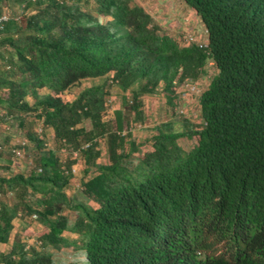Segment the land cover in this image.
Segmentation results:
<instances>
[{
    "label": "trees",
    "instance_id": "16d2710c",
    "mask_svg": "<svg viewBox=\"0 0 264 264\" xmlns=\"http://www.w3.org/2000/svg\"><path fill=\"white\" fill-rule=\"evenodd\" d=\"M181 1L207 46L135 0H0L12 13L0 22V244L25 222L0 264H264V0ZM202 74L195 113H181L178 88ZM113 83L124 94L109 114ZM144 94L163 95L166 115L141 140Z\"/></svg>",
    "mask_w": 264,
    "mask_h": 264
},
{
    "label": "rangeland",
    "instance_id": "374dc122",
    "mask_svg": "<svg viewBox=\"0 0 264 264\" xmlns=\"http://www.w3.org/2000/svg\"><path fill=\"white\" fill-rule=\"evenodd\" d=\"M136 2L140 3L152 16V19L154 23L158 24L162 30L165 32L178 36L182 39H184L185 35H188L190 33L198 34L201 37L207 38L206 36V30L204 25L201 23V21L195 17V15H192L190 13V8H188L181 0H135ZM191 19V20H189ZM190 21V23H188ZM185 27H189V31H185ZM208 73L212 74L211 68H208ZM209 75L202 74V80L206 82L208 80ZM104 81V78H95L90 79V83L86 82L85 84H100ZM137 86V85H135ZM45 90V89H44ZM73 90V89H72ZM109 90V106L111 108H119L120 103L122 100V95L124 94L121 87L118 86V84L113 83L108 85ZM121 90V91H120ZM75 91H78V89ZM119 92L123 93L120 94ZM143 96V102L145 104V113H144V121L143 122H137L133 124V130L135 137L138 139H142L145 137H149L148 135L152 133L151 128L156 123L162 121V119L165 118V110H164V103L162 101L161 97H157L158 95L153 94H144ZM154 107V110L151 109V107ZM195 111L193 110L194 114ZM8 130L7 131H14L17 130L15 127H12L11 123L8 124ZM85 126L87 128H90L89 122L85 123ZM3 129L6 127L2 125ZM18 132V131H17ZM15 132L14 137H12V142L20 141L23 139V137ZM52 140V138H51ZM179 142L182 146L189 149L192 146V140L190 139H179ZM32 146V150L35 149L34 145L30 143ZM52 146L56 147V143L54 139L52 140ZM31 160V154L28 153L26 157V163H24L25 168L24 172L28 169V161ZM25 162L24 159H22V163ZM27 164V165H26ZM23 167H21L23 169ZM83 174V172H81ZM82 176V175H81ZM80 182L79 178H74L71 185L68 188L69 195L71 196H80V188L77 186V184ZM73 216V215H72ZM68 234V233H66ZM69 236V234L67 235ZM69 238H71L69 236ZM67 254L66 257L70 260H73L74 258L69 257L68 255L71 253V251H68L69 249L66 248ZM71 250V249H70Z\"/></svg>",
    "mask_w": 264,
    "mask_h": 264
},
{
    "label": "built area",
    "instance_id": "2783aa9c",
    "mask_svg": "<svg viewBox=\"0 0 264 264\" xmlns=\"http://www.w3.org/2000/svg\"><path fill=\"white\" fill-rule=\"evenodd\" d=\"M10 16H12L11 11H6L4 14H2L0 16V22L7 20ZM190 29L188 27H185V31H189ZM182 41L185 44H189L191 42H196L198 43L199 46L201 47H205L207 46V38L201 37L198 34L195 33H190L188 35L184 36V39H182ZM211 64V63H209ZM85 82V81H84ZM82 82V83H84ZM89 82V81H86ZM205 84L204 80H202V77H197L195 79H191L186 81L184 84H182L178 90H180L182 92V96L184 98L183 102L185 103V105L180 109V112L182 113H187L190 112L191 114L193 113V110H196V97L199 96L201 90L203 89V85ZM109 114H112V109L109 110ZM108 114V116H110ZM39 132H42V127L39 126L38 128ZM24 143V142H22ZM106 140L104 139H99L98 140V147L100 150V157H99V161L100 162H107L108 161V149H107V145H106ZM91 145V141H87V142H83L81 144V146L78 149H75L73 151V156L75 158H77V162L72 166V173L74 174V178H79L81 177V166L80 165H84L85 162L83 160V155L82 152L83 150H86L90 147ZM8 149H10L11 151H13L14 154V166H20L22 163V159L24 158V155L22 153V151L20 149L17 148H13V147H9ZM64 150L63 148L59 151L60 153H62ZM13 166V167H14ZM15 168V167H14ZM6 171H4V169L0 168V174L5 173ZM91 175V174H90ZM90 177V176H89ZM72 183V182H71ZM71 183H69L67 185V192H68V188L71 185ZM77 186L79 188H81L80 183L77 184ZM69 193V192H68ZM27 218H29L33 223H37L35 215H30L27 216ZM34 237H32L31 239L26 238L28 240V242L30 244H34ZM29 246V245H27Z\"/></svg>",
    "mask_w": 264,
    "mask_h": 264
},
{
    "label": "crops",
    "instance_id": "0c3cea01",
    "mask_svg": "<svg viewBox=\"0 0 264 264\" xmlns=\"http://www.w3.org/2000/svg\"><path fill=\"white\" fill-rule=\"evenodd\" d=\"M190 13L192 14V15H194V13L192 12V10L190 11ZM196 18H198L197 16H195ZM199 19V18H198ZM189 20H191V19H189ZM188 23H190V21H188ZM189 28V27H188ZM208 71V70H207ZM119 86V85H118ZM121 91V90H120ZM120 94H123V93H121V92H119ZM157 97H161L162 98V101H163V103H164V96L163 95H161V94H159ZM185 104V103H184ZM145 105V104H144ZM164 107H165V104H164ZM118 108V107H117ZM151 109L152 110H154V107L152 106L151 107ZM146 110V109H145ZM163 120V119H162ZM146 138V137H145ZM143 139V138H142ZM141 139V140H142ZM13 223H14V227H13V231H12V235H11V237H10V239L8 240V243L7 244H0V250L1 251H4V252H7L8 250H9V246H10V243L12 242V240H13V237L15 236V235H17V234H20V235H22V234H25V230H24V223L25 222H23V221H18V220H14L13 221ZM37 230V229H40V224L39 223H33V224H30V226H29V230ZM66 233H68L69 234V236L70 237H74L75 235L74 234H71L70 232H64L63 233V235H65L66 237H69V236H67L68 234H66Z\"/></svg>",
    "mask_w": 264,
    "mask_h": 264
},
{
    "label": "clouds",
    "instance_id": "9594fccd",
    "mask_svg": "<svg viewBox=\"0 0 264 264\" xmlns=\"http://www.w3.org/2000/svg\"><path fill=\"white\" fill-rule=\"evenodd\" d=\"M195 16H196V15H195ZM208 65H210V64H208ZM208 67H209V66H208ZM87 81H89V83H90V80H87ZM206 82H207V81H206ZM90 85H92V84H90ZM109 109H112V111H113V109H115V108H111V107H109ZM150 134H151V133H150ZM150 134H149V135H150ZM149 135H148V136H149Z\"/></svg>",
    "mask_w": 264,
    "mask_h": 264
}]
</instances>
